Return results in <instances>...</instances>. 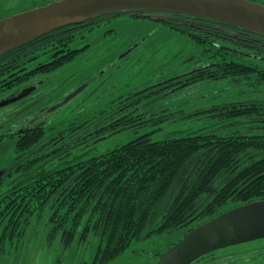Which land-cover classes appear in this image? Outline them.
Masks as SVG:
<instances>
[{
  "label": "trees",
  "instance_id": "obj_1",
  "mask_svg": "<svg viewBox=\"0 0 264 264\" xmlns=\"http://www.w3.org/2000/svg\"><path fill=\"white\" fill-rule=\"evenodd\" d=\"M162 13L173 17L144 19L163 23L199 44L201 56L188 59H197L199 66L120 94L93 115L73 118L49 139L46 126L60 108L48 111L56 102L43 104L47 94L43 86L53 72L88 48L71 47L74 40L128 13L68 25L0 54V92H8L10 99L31 90L9 103L18 118L7 128L9 133H0V142L15 138L17 160L28 159L17 164L16 171L120 131L139 133L149 121L159 125L171 120L174 107L164 100L174 93L185 96L197 84L221 80L264 84V35L199 16ZM227 29L239 35L228 34ZM34 76L39 79L35 84ZM205 112L217 120L248 118L250 129L264 127V98L215 104L189 115ZM0 118L2 130L6 124ZM151 133H140L116 149L49 171L4 194L0 244L21 241L34 217L50 210L53 240L59 237L69 248L96 236L100 244L93 261L84 264H110L134 241L176 230L184 237L231 208L264 199V133L208 131L161 140H153ZM159 208L165 211L156 222Z\"/></svg>",
  "mask_w": 264,
  "mask_h": 264
},
{
  "label": "rangeland",
  "instance_id": "obj_2",
  "mask_svg": "<svg viewBox=\"0 0 264 264\" xmlns=\"http://www.w3.org/2000/svg\"><path fill=\"white\" fill-rule=\"evenodd\" d=\"M49 1L54 0H0V19L42 6ZM256 1L264 4V0ZM146 14L165 16L161 12H146ZM87 45L88 48L72 62L53 72L50 81L43 86L44 91L47 92L43 104H52L61 102L65 96L91 80L93 76L96 79L51 116L46 126L45 139L57 134L73 118L79 115L87 117L93 115L95 110L111 103L110 101L120 94L139 90L198 67L200 62L197 59H188L193 55L201 56L202 50L199 44L177 30L129 13L106 21L100 27L86 33L83 38L74 40L70 46ZM178 94L174 93L175 98L172 96L164 100L174 107L171 111L173 112L171 120L159 125H152L149 121L139 133L127 129L78 146L76 149L58 155H49L29 169L15 170L17 164H26L28 159L17 160L15 138L5 137L4 141L0 142V198L12 189L28 184L49 171L116 149L140 133L152 132L153 140L208 131L223 134L264 133V127L250 129L248 118L217 120L209 117L208 112L189 115L215 104L262 99L264 84L256 86L247 84V81L240 83L229 80L207 81L191 88L185 96L178 98ZM8 98V92H0V103ZM15 110L13 104L0 108V116L6 124L0 133H9L7 128L18 118V115H14ZM10 172L12 174H9ZM164 211L165 209H158L155 215L156 222L161 220ZM50 214L51 211L46 210L34 217L21 241H15L11 245L0 244V264L92 262L100 244L99 239L93 236L88 242L75 243L69 248L64 247L59 237L54 240L50 237L52 229L49 222ZM182 237L183 231L176 230L134 241L110 264H157L159 255L166 252ZM192 264H264V238L213 251Z\"/></svg>",
  "mask_w": 264,
  "mask_h": 264
},
{
  "label": "water",
  "instance_id": "obj_3",
  "mask_svg": "<svg viewBox=\"0 0 264 264\" xmlns=\"http://www.w3.org/2000/svg\"><path fill=\"white\" fill-rule=\"evenodd\" d=\"M152 18L146 12L199 16L264 35V4L255 0H54L0 19V54L49 32L108 13ZM93 80L69 93L55 110L81 93ZM31 90L0 103L3 107ZM264 238V199L229 209L191 229L160 255L157 264H192L212 251Z\"/></svg>",
  "mask_w": 264,
  "mask_h": 264
},
{
  "label": "flooded vegetation",
  "instance_id": "obj_4",
  "mask_svg": "<svg viewBox=\"0 0 264 264\" xmlns=\"http://www.w3.org/2000/svg\"><path fill=\"white\" fill-rule=\"evenodd\" d=\"M161 14H165V16H163V15H158V16H154V18H158V19H169V18H171V17H173V16H170V14H166V13H162L161 12ZM187 24H190V23H187ZM226 33H228V34H231V35H234V36H238L239 34H238V31H236V30H233V29H230V30H228L227 29V31H225ZM263 44H264V41H263ZM33 80V82L32 83H34V82H37V81H39V79L36 77V76H34V78H32ZM29 83H31V81L29 82ZM28 83V84H29ZM35 84V83H34ZM17 87H20V86H17ZM16 87V88H17ZM58 102H56V104H57ZM53 105H55V104H52V105H50V107L48 108V111H51V108L53 107ZM1 119V118H0ZM30 121V120H29Z\"/></svg>",
  "mask_w": 264,
  "mask_h": 264
}]
</instances>
